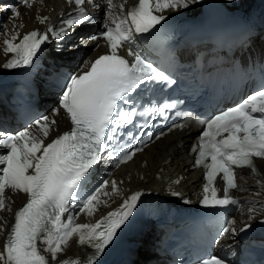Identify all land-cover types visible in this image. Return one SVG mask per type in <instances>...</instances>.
<instances>
[{"label": "snow or ice", "instance_id": "snow-or-ice-1", "mask_svg": "<svg viewBox=\"0 0 264 264\" xmlns=\"http://www.w3.org/2000/svg\"><path fill=\"white\" fill-rule=\"evenodd\" d=\"M21 2L32 7V0ZM66 2L75 7L58 28L50 26L44 32L33 30L22 37L17 29L23 25L15 23L21 13L11 5L3 9L13 14L11 36L7 27L4 31L7 38L3 41V52L6 56L12 54L2 65L4 69L31 66L50 36L60 41L77 27L91 23L94 16L85 5L96 11L103 7L106 19L99 34L81 37L80 42L99 48L98 42L103 39L107 51L85 61L80 71L64 78L59 107L53 111L55 115L62 112L66 116L70 122L68 131L45 143L57 124L56 119L47 115L40 116L23 130L0 131V212H12L9 192L24 193L27 197L26 203L15 211L10 227L0 216V236L5 237L0 245V264H56L57 261L58 264H99L118 231L133 215L143 193L135 191L125 196L116 210L94 223H76L74 216H66L71 202L77 199L90 170L106 158L116 159L118 167L143 151L131 144V140L137 138L131 131L124 133L130 138L128 145L120 144L122 130L129 126L141 127L137 125V117H163L181 103L173 99L142 106L134 99V94L141 89L149 92L154 86L171 87L177 81L136 51L133 42L137 34L149 33L166 20L163 15L166 9H187L199 0H136L127 11H124L127 0L119 5L113 0ZM37 19L45 24L49 17L37 16ZM121 49L126 55L120 54ZM199 123L204 130L192 149L197 153L194 166L204 168L205 182L199 203L212 208L240 207L239 199L230 194L231 190L240 189L236 169H250L254 178L261 177L256 182L264 189V176L255 162L257 158L264 159V85L236 106ZM218 177L222 189L215 186ZM182 179L174 183L179 184ZM117 184L115 180L102 181L80 202L79 211L92 217L99 204L107 206V200L101 197L120 193ZM172 195L182 194L173 191ZM257 203L264 206V201H252L253 206L248 209L250 219H255ZM235 224V220L229 221L219 231V238L235 236L238 231L251 227L250 223H244L238 230ZM74 238L79 245L89 246L91 254L83 261L79 257L59 259ZM197 264L228 262L218 255L208 254Z\"/></svg>", "mask_w": 264, "mask_h": 264}, {"label": "bare ground", "instance_id": "bare-ground-1", "mask_svg": "<svg viewBox=\"0 0 264 264\" xmlns=\"http://www.w3.org/2000/svg\"><path fill=\"white\" fill-rule=\"evenodd\" d=\"M220 1L227 9H244L254 0ZM115 2L119 5L122 0H115ZM62 3V0H42V2L41 0H32V7L28 8L21 2V0H0V26H3L4 28L7 27L8 36L10 37L13 28V20L10 18L13 14L11 11H4L3 9L5 6L11 5L12 7L17 8L21 13L20 17L15 20L17 25H23L22 28L17 29V31L20 32L21 37L24 33L33 30L44 32L48 29V27L54 26V23H52L50 19L54 17L56 10L61 7ZM130 7V2L127 0L124 11H127ZM196 10L197 8L192 4L187 9L173 10L169 8L164 12L175 13L176 11H183L188 14H195ZM117 12H119V9H117ZM37 16H47L49 17V20L47 23L41 24L37 19ZM94 27L96 28V26L83 25L80 28L74 29L73 36L65 40L63 43H61L62 40L58 41L50 36L49 41L41 46V49L34 58V61L39 59L48 63L61 61V63H64L67 60L70 63L73 62L72 65H74L91 59L92 56L98 53V51H92L89 47L90 44L84 46L80 41L81 37H87L84 35ZM4 31L0 33V127L6 125L10 118L4 105V101L6 100V91L2 85L21 81L31 88L37 89L38 79L41 74V72L36 71L32 65L17 69H4L2 67V65L12 56L11 53L6 56L3 52V41L7 38L4 35ZM93 33L94 32L91 34ZM78 34H81V36L76 38ZM17 42L19 41L17 40ZM87 47H89L88 50H86ZM90 49L91 52L83 58L85 53ZM51 98L52 96L48 97V100L45 103L46 111L49 112L48 116L57 120V124L55 125V130L50 133V137L45 141V143L50 142L52 138L60 134L69 126L68 119L62 112L60 115H55L53 110L59 107V103H56L53 101L54 99ZM189 139H193V134L189 133L187 130L173 132L146 149L141 155H135L131 161L120 166L115 171L110 172L106 167H102L103 171L107 175L105 177H102L100 174L97 175L99 172L98 170L95 175L99 178L97 182L101 183L104 180H115L118 182L117 187L121 190L120 193L114 194L110 197H101V199L107 200V206L99 204L97 206L98 211H96L92 217L80 212L78 206L75 205H72L69 212L65 215L74 216L76 223H94L102 216L107 215L109 211L116 210L122 203L125 196L131 195L135 191H142L143 195L152 192L175 198L188 197L191 201H193L199 196L198 184L200 181L198 170L191 169L190 167L192 157L189 154ZM259 162L264 167V160H259ZM181 175L183 176L181 182L179 184L174 183V181L179 179ZM238 175V184L240 185V189H238V196L242 201V206L241 210L235 214L233 220H235V226L239 230L244 223H249L264 215V206L259 203L255 205V219H250V213L248 212V209L253 206L252 201H264V189H261L256 182L257 179H260L261 177L254 178L250 174L249 170L239 169ZM261 176H264V169ZM173 191L179 192L182 195L174 196L172 195ZM258 192L260 193L259 195H257ZM8 196H10L13 201L11 204L12 212L2 211L0 212V216H3L4 219L7 220L8 226L10 227L14 222L15 211L24 204L27 197L24 193L11 192L8 193ZM4 238V236H0V245H2ZM235 239H237L235 236H226L223 238V244H233ZM149 243V240H145L144 243L137 248V242L131 241L124 251L119 254L117 260L113 264H124L131 254L135 255L131 264H160L156 258L152 256V252L148 247ZM91 252L92 249L89 246L79 245L74 238L69 242L65 253H63L59 259L79 257L83 261L91 254ZM56 264H58V261Z\"/></svg>", "mask_w": 264, "mask_h": 264}, {"label": "rangeland", "instance_id": "rangeland-1", "mask_svg": "<svg viewBox=\"0 0 264 264\" xmlns=\"http://www.w3.org/2000/svg\"><path fill=\"white\" fill-rule=\"evenodd\" d=\"M103 14H104V9L102 10V15H103ZM4 29H5V28H4L3 26H0V33L3 32ZM94 29H95V28L89 30V32L87 33V35L90 34V33H92V32L94 31ZM80 36H81V34H78V35H77V38L80 37ZM89 52H91V49H90V50H89V51L83 56V58H84L85 56H87V55L89 54ZM83 58H82V59H83ZM77 67H78V65L75 66L74 68H77ZM55 102L58 103L57 100H55ZM198 133H200V131H198ZM198 133H197V134H198ZM194 136H195V135H194ZM189 144H192V140L189 141Z\"/></svg>", "mask_w": 264, "mask_h": 264}]
</instances>
